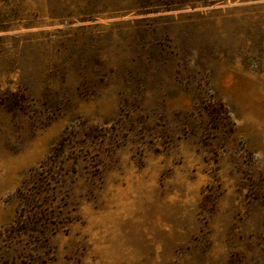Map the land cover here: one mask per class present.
Instances as JSON below:
<instances>
[{
	"label": "rangeland",
	"instance_id": "rangeland-1",
	"mask_svg": "<svg viewBox=\"0 0 264 264\" xmlns=\"http://www.w3.org/2000/svg\"><path fill=\"white\" fill-rule=\"evenodd\" d=\"M0 264H264V0H0Z\"/></svg>",
	"mask_w": 264,
	"mask_h": 264
},
{
	"label": "trees",
	"instance_id": "trees-1",
	"mask_svg": "<svg viewBox=\"0 0 264 264\" xmlns=\"http://www.w3.org/2000/svg\"><path fill=\"white\" fill-rule=\"evenodd\" d=\"M35 178V177H34Z\"/></svg>",
	"mask_w": 264,
	"mask_h": 264
}]
</instances>
